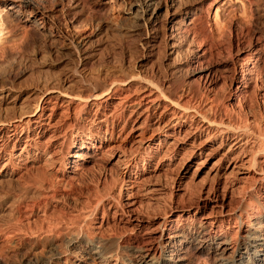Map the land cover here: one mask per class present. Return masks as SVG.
<instances>
[{
  "label": "bare ground",
  "instance_id": "6f19581e",
  "mask_svg": "<svg viewBox=\"0 0 264 264\" xmlns=\"http://www.w3.org/2000/svg\"><path fill=\"white\" fill-rule=\"evenodd\" d=\"M15 1L44 42L0 57V264H264V4Z\"/></svg>",
  "mask_w": 264,
  "mask_h": 264
},
{
  "label": "rangeland",
  "instance_id": "374dc122",
  "mask_svg": "<svg viewBox=\"0 0 264 264\" xmlns=\"http://www.w3.org/2000/svg\"><path fill=\"white\" fill-rule=\"evenodd\" d=\"M261 1V2H260ZM258 3H263L264 0H260ZM18 2L15 0H0V20L2 22V31L0 32V57L2 56H10L21 52L23 55H31L36 51L40 50L39 48L43 47L44 36L42 35V31L32 22H28L25 20V17L19 14L17 9L11 7V3ZM208 2H211L210 6H207ZM247 4L245 0H207L206 9L211 11L209 17V26L214 24V16L217 7L220 8L221 11V20H224L225 23L228 24V21L234 20L237 22L241 17H243L242 12V4ZM130 5L126 4L123 9V17L121 21L118 23L121 24L125 29L128 30L134 28V18L133 14L130 11ZM260 11V10H259ZM106 19V18H105ZM107 21H112L111 16H107ZM4 24V25H3ZM246 29H259L264 31V16H262V11L258 12V10H254L251 14L249 13L246 17L245 22L242 23ZM31 26V27H29ZM126 26V27H125ZM96 28V29H95ZM89 34H94L97 31V26L93 25L87 29ZM227 31V30H226ZM240 31H230L224 35V39L230 41H236L237 36H239ZM40 33V34H39ZM43 39H41V37ZM96 39V36L93 37V40ZM43 40V42H42ZM61 41L56 40L54 47L62 48L63 44H59ZM41 45V46H39ZM61 45V46H60ZM4 52H3V51ZM17 50L19 52H17ZM35 50V51H34ZM13 52V53H12ZM15 52V53H14ZM33 52V53H32ZM4 53V55H3ZM25 53V54H24ZM31 53V54H29ZM8 54V55H7ZM30 76H25L24 79H29ZM79 188V186L77 187ZM198 264H204L203 261Z\"/></svg>",
  "mask_w": 264,
  "mask_h": 264
}]
</instances>
